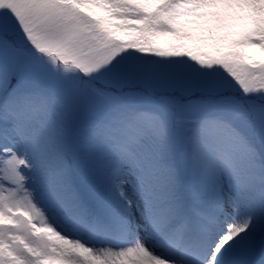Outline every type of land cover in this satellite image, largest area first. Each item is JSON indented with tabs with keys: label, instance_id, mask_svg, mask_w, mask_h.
<instances>
[{
	"label": "snow or ice",
	"instance_id": "obj_1",
	"mask_svg": "<svg viewBox=\"0 0 264 264\" xmlns=\"http://www.w3.org/2000/svg\"><path fill=\"white\" fill-rule=\"evenodd\" d=\"M0 264H264V0H0Z\"/></svg>",
	"mask_w": 264,
	"mask_h": 264
}]
</instances>
